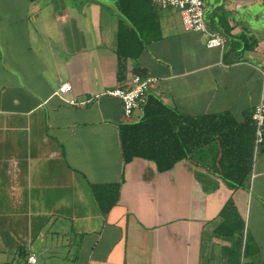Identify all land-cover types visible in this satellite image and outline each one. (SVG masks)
<instances>
[{"label":"crops","instance_id":"obj_1","mask_svg":"<svg viewBox=\"0 0 264 264\" xmlns=\"http://www.w3.org/2000/svg\"><path fill=\"white\" fill-rule=\"evenodd\" d=\"M202 3L222 46L205 47L176 9L150 3L152 15L122 20L140 50L118 71L110 0H0V264L30 254L32 264H229L236 235L216 232L228 202L242 222L239 261L264 264V140L244 187L211 169L212 144L161 172L141 157L123 162L120 102L103 94L139 71L156 78L147 99L179 118L241 123L264 76V0ZM64 82L75 104L54 94ZM112 183L104 210L92 186Z\"/></svg>","mask_w":264,"mask_h":264},{"label":"trees","instance_id":"obj_2","mask_svg":"<svg viewBox=\"0 0 264 264\" xmlns=\"http://www.w3.org/2000/svg\"><path fill=\"white\" fill-rule=\"evenodd\" d=\"M119 12L120 21L117 32V66L123 67V60L135 56L140 45L135 46L134 33L123 24V18L137 23L139 16L152 15L149 0H110ZM146 14V15H145ZM134 73L142 74L139 71ZM142 118L137 122L121 123L118 127L120 154L123 162L133 157H141L154 162L157 171L170 169L182 159H192L195 154L202 158L206 145L212 159L211 169L227 186L244 187L252 164V146L254 125L251 112L244 116L241 123L225 114L201 115L198 117L179 118L156 99L148 97L144 105ZM118 184H95L92 190L100 206L105 210L116 200ZM229 212H234L230 203H226L220 215L222 223L216 232L224 235H236L229 251V264L240 262V232L242 222L237 217L231 221ZM232 223V225H230Z\"/></svg>","mask_w":264,"mask_h":264},{"label":"built area","instance_id":"obj_3","mask_svg":"<svg viewBox=\"0 0 264 264\" xmlns=\"http://www.w3.org/2000/svg\"><path fill=\"white\" fill-rule=\"evenodd\" d=\"M149 2L158 8L172 7L176 9L185 31L205 34V47L222 46V37L206 29L202 0H149ZM155 82L156 78L152 75L132 73L126 84L116 85L105 90L103 94L118 98L121 108V121L126 123L131 121L135 110L142 109L147 100V90ZM69 90L70 85L68 83H60L54 94L68 104H75L73 99L64 98V94ZM251 119L254 125L253 149L256 151L264 140V76L261 80L258 102L251 111ZM26 261L28 264L34 263V255H28Z\"/></svg>","mask_w":264,"mask_h":264},{"label":"rangeland","instance_id":"obj_4","mask_svg":"<svg viewBox=\"0 0 264 264\" xmlns=\"http://www.w3.org/2000/svg\"><path fill=\"white\" fill-rule=\"evenodd\" d=\"M103 1H107V0H103Z\"/></svg>","mask_w":264,"mask_h":264}]
</instances>
